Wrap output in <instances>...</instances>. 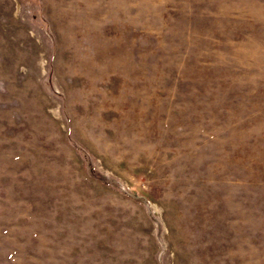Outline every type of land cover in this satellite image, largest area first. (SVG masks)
Segmentation results:
<instances>
[{"label": "rangeland", "instance_id": "374dc122", "mask_svg": "<svg viewBox=\"0 0 264 264\" xmlns=\"http://www.w3.org/2000/svg\"><path fill=\"white\" fill-rule=\"evenodd\" d=\"M0 264H264V0H0Z\"/></svg>", "mask_w": 264, "mask_h": 264}]
</instances>
